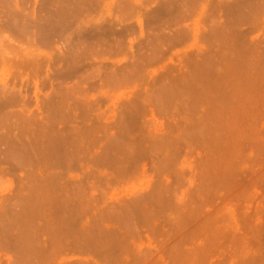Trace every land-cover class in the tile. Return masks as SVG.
<instances>
[{
  "label": "rangeland",
  "instance_id": "rangeland-1",
  "mask_svg": "<svg viewBox=\"0 0 264 264\" xmlns=\"http://www.w3.org/2000/svg\"><path fill=\"white\" fill-rule=\"evenodd\" d=\"M223 23L232 26L225 31L232 48L213 66L207 59L219 52L215 28ZM154 38L161 45L158 62L152 60ZM70 62L83 68L75 71ZM126 64L140 66L136 80L100 87L97 67L108 73ZM3 75L12 90L0 85V133L6 122L9 127L20 121L16 115L24 106L27 121L46 115L44 95L55 100L61 81L69 86L85 76L88 95L98 98L100 88L112 97L124 95L101 110L116 114L105 124L111 135L124 134L114 125L120 111L135 115L126 137L133 151L118 154L125 170L118 174L114 164L102 166L91 156L81 164L108 172L113 180L105 197L118 193L128 205L121 221L109 217L101 223L123 232L136 226L135 241L147 258L132 261L130 255V264H264V0H0V81ZM34 79L45 84L40 92ZM10 159L0 163V226L11 225L5 237L0 234V264H16L20 247L27 249L20 226L41 236L37 226L63 222L78 231L92 223L91 216L62 221L57 204L50 218L42 207L16 221L18 210L9 205L22 191L23 175L47 170L43 163L21 166ZM80 171L68 174L84 177ZM93 196L101 197L100 191ZM56 255L61 264H81L87 256L76 250ZM40 256L29 264H41Z\"/></svg>",
  "mask_w": 264,
  "mask_h": 264
},
{
  "label": "bare ground",
  "instance_id": "bare-ground-1",
  "mask_svg": "<svg viewBox=\"0 0 264 264\" xmlns=\"http://www.w3.org/2000/svg\"><path fill=\"white\" fill-rule=\"evenodd\" d=\"M253 1L254 0H252V2ZM137 22L139 23V19H137ZM225 23L220 24L215 28V30L220 33V35L214 39L216 42L215 47H219L218 49L221 54H218L219 52L210 54L207 60L213 64V66L219 62L221 57H227L230 52L229 48H232L231 45L228 46L230 33L225 32L229 31L232 26L231 24L227 26L228 24ZM106 26L108 27V25ZM103 37L100 38L103 39ZM158 38H154L155 40L153 41V49L156 56L153 55L154 58L152 60L156 62H158V59L160 60L159 55L162 54L161 45L158 41ZM117 43L119 42L117 41ZM121 45H123V43ZM117 48L118 52H123L122 50H124L120 47L121 50L119 51L118 46ZM80 52L82 51L80 50ZM254 52L255 50H252L248 53L249 55H254ZM82 58H79L81 62ZM134 61L135 60H133V62ZM77 62H74V64H71L70 62V65L73 66L72 69H75V71L83 68L82 63L80 62L81 64H78ZM70 65H68V68H70ZM134 65H136L135 62ZM134 65L132 64L131 67L130 65L128 67L126 64V66L120 69H114V67H112L108 73L100 70L97 67L95 70V77L98 78L101 88L104 86H112L114 88L117 86L119 87L121 83H126L131 79L136 80V78L140 76V69L137 68H140V66L136 67ZM239 68V66L235 67L237 70H239ZM66 73L64 72V74L60 73L57 75L62 76L66 74L68 79H71L72 75H74L72 72L68 73L67 71ZM76 74L78 73L75 72V75ZM5 78L6 76L1 79L0 85L4 90L7 89V91H11L12 89L8 88V80ZM80 78L82 79L78 78V82L73 81V85L69 84V86L68 84L63 85V82H59L57 79L59 82V88L54 93L55 100L52 97H47V95H44L47 99L42 101L44 104L42 105L46 106V115L41 113L42 116L40 117H28L27 121L22 117L23 114L27 113V110H25L24 106V108L21 109L23 110L21 111V115H16L17 121L20 120L19 122H14L11 126L9 125V127H7L8 122H6L7 128H3L4 131L2 130L3 132L0 133V163H3L10 158L13 159H10L11 161L15 160V162L21 166H25L26 164H37L39 162V164L43 163L42 165H44L45 170H47L44 174L37 173L26 176L23 175V177L26 178L21 179L23 181H21V187H19L21 188L20 190H22L20 191L21 193L17 194V196L14 198L11 197L12 202L9 201L11 203L9 206L15 209L17 208L16 210H18L16 213L11 211L12 214L15 213L14 218L16 221L32 218L34 213L39 214V212L36 213L34 211H38L39 209L37 210V208L42 210V207H45V209L43 208L45 211L47 209L49 210L46 211L48 212V215L46 212L44 213H46L45 215L47 217H51L54 215V211L51 208L57 204L62 208L61 213L64 215H62V221L67 219L73 220L76 218L75 216H91L92 223H87L86 225L80 226L78 231L68 228V226H66L63 222L51 229H49L48 224L45 226H37L36 229H38L40 232L42 231L40 235H44L42 239L41 236H38L37 234L33 233L32 230H30L31 227H27L26 225L20 226L19 228H21V232L19 231V235L21 237H25H23L24 239L21 241L26 242L27 249L23 250L22 247H20L21 255L23 256L20 257L16 264H29V262H32V258L35 255H41L39 257V259H41V264H61V259L56 254H59L64 250H76L78 252H84L87 256L81 264H102V262L103 264H130V255L132 256V261L138 260L140 258H147V256L141 253V244H137L135 241L137 235V229L135 225H131L129 232H123L121 228L119 229V226L118 228H113L101 223L102 220L109 219V217H114L115 220L121 221L122 210H126V206H128L121 202V196L118 193L108 197L109 199L105 197V188H107L112 183L113 178L107 174L108 172L106 173L105 171L99 170L95 171L96 169L91 170L87 167L85 169L83 168V164H81V160L85 158V156H91L102 166L106 164H114L118 174H121L125 167L123 169L120 168V166L124 164L122 163L123 160L121 159L120 154L124 152L126 156H129V153L131 154L133 151L129 145L132 143H128L129 141L127 139V135L130 130V121H133L135 115L128 110L120 111L117 120H114V125L120 130V133L121 130H123L124 134L111 135L109 133L110 130H108L105 124L109 120L115 119L116 114L112 113V115L109 116L106 114V112L101 110V107L103 103L105 104V102L115 107L117 101L122 100L124 95L120 94L119 96L112 97L111 95L107 94V92L102 91L100 87L98 98L96 95H88L87 90L82 84L83 81H86L85 76H80ZM48 82L50 85H52L51 80H48ZM32 84L35 90L39 92V87L45 85L44 83H40L35 79L32 80ZM126 102L127 101H125V104ZM227 102L224 103L223 100L221 101L223 104H227ZM41 109L38 108L37 110L40 111ZM102 139L108 140L107 143H102ZM124 139L127 140L124 141ZM100 145L102 148L98 152L97 146ZM95 147L96 149L94 150ZM118 154L120 156H118ZM111 155L116 156V158H113L112 160ZM60 164L61 167L62 165L64 166L63 169L65 170L63 172H59L58 174L49 173V168H55L58 165L60 166ZM75 169H81V173L84 171L85 176L83 177V175L78 176L68 174L72 170L75 171ZM65 171L67 173L66 175H63L62 173H65ZM95 179L97 184L95 183ZM7 181L9 182V180ZM9 184L11 185L10 182ZM95 191H100L101 197H94L93 194ZM152 198H154V196H152ZM107 200H109L110 204ZM110 201H112V203ZM65 214H69V216H66ZM10 227L11 225L8 224L1 225L0 234L5 237L8 234V231L11 229ZM49 247L52 249L54 248L56 254L54 252H52V254L47 253ZM32 251H35V253ZM149 257L152 258L150 253L148 258ZM132 264H135V262H132ZM190 264H195V260H192Z\"/></svg>",
  "mask_w": 264,
  "mask_h": 264
}]
</instances>
